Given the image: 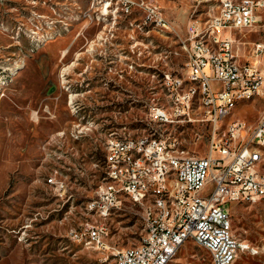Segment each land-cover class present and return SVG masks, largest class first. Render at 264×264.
<instances>
[{"label":"rangeland","instance_id":"rangeland-1","mask_svg":"<svg viewBox=\"0 0 264 264\" xmlns=\"http://www.w3.org/2000/svg\"><path fill=\"white\" fill-rule=\"evenodd\" d=\"M217 3L0 0V264H114L110 247L138 242L140 211L127 199L105 219L87 210L104 175V144L112 133L159 135L187 154L205 152V124L157 125L147 111L168 106L165 77L186 73L187 21ZM235 36L246 50L264 41V11ZM232 114L252 124L264 102L240 103ZM224 206L233 235L258 250L232 264H264V203ZM85 222L104 223L108 250L68 239ZM202 258L206 251L190 241L175 255L180 264H210Z\"/></svg>","mask_w":264,"mask_h":264},{"label":"built area","instance_id":"built-area-1","mask_svg":"<svg viewBox=\"0 0 264 264\" xmlns=\"http://www.w3.org/2000/svg\"><path fill=\"white\" fill-rule=\"evenodd\" d=\"M263 11L264 0H218L214 12L189 19L181 41L186 73L165 77L161 86L168 106L154 104L147 111L157 125L205 124L202 155L177 150L176 141L159 135L112 133L105 141L104 175L87 210L105 219L112 212L106 204L116 211L127 199L139 208L142 231L137 243L110 247L114 264H180L175 255L189 241L206 251L202 262L214 264H232L238 253L258 252L244 239L234 241L224 205L264 203V114L252 124L232 117L240 103L264 102V41L250 43L240 60L235 36L254 27ZM195 107L198 113L190 118ZM135 152L145 153L146 163L136 162ZM107 236L102 222L67 232L71 241L88 248L98 241L104 251Z\"/></svg>","mask_w":264,"mask_h":264},{"label":"bare ground","instance_id":"bare-ground-1","mask_svg":"<svg viewBox=\"0 0 264 264\" xmlns=\"http://www.w3.org/2000/svg\"><path fill=\"white\" fill-rule=\"evenodd\" d=\"M109 140H110V139H109ZM109 140H108V141H109ZM135 160H136V162H138V163H146V154L143 153V152H135ZM113 209H114V204H106V211H111V210H113ZM234 241H240V240H238L237 237L234 236ZM92 242H96V243H98V241H90V242H89V248H90V244H91ZM253 253H255V252H253ZM245 254H246V253H245ZM210 264H214V262H210Z\"/></svg>","mask_w":264,"mask_h":264},{"label":"crops","instance_id":"crops-1","mask_svg":"<svg viewBox=\"0 0 264 264\" xmlns=\"http://www.w3.org/2000/svg\"><path fill=\"white\" fill-rule=\"evenodd\" d=\"M222 34H226L224 31H222ZM241 42V41H240ZM244 42H241V43H238V45H237V53H238V58L240 59V60H243V58H244V54L247 52V50H246V46H243L244 44H243Z\"/></svg>","mask_w":264,"mask_h":264},{"label":"flooded vegetation","instance_id":"flooded-vegetation-1","mask_svg":"<svg viewBox=\"0 0 264 264\" xmlns=\"http://www.w3.org/2000/svg\"><path fill=\"white\" fill-rule=\"evenodd\" d=\"M121 128H124V127H120L119 129H121ZM115 130H116V128H115Z\"/></svg>","mask_w":264,"mask_h":264}]
</instances>
